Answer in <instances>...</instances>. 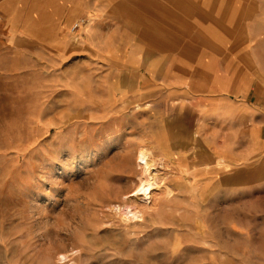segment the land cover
Wrapping results in <instances>:
<instances>
[{
	"label": "rangeland",
	"instance_id": "1",
	"mask_svg": "<svg viewBox=\"0 0 264 264\" xmlns=\"http://www.w3.org/2000/svg\"><path fill=\"white\" fill-rule=\"evenodd\" d=\"M244 1L234 13L228 0H207L204 9L221 8L223 20L256 12L264 20V0ZM26 4L0 0V264H264V191L228 186L249 166L211 175L217 186L196 170L213 151L232 153L233 143L241 156L252 123H234L235 111L231 123L217 122L198 118L190 102L167 103L173 78L219 81L214 61L193 70L180 68L193 60L179 59L165 69L171 55L152 59L147 44L134 63L128 50L99 58L92 50H115L121 29L131 31L117 15L94 32L69 27L47 52L28 34L35 43L11 49ZM247 104L264 115L255 94ZM144 146L153 161L148 196L135 194Z\"/></svg>",
	"mask_w": 264,
	"mask_h": 264
},
{
	"label": "crops",
	"instance_id": "2",
	"mask_svg": "<svg viewBox=\"0 0 264 264\" xmlns=\"http://www.w3.org/2000/svg\"><path fill=\"white\" fill-rule=\"evenodd\" d=\"M113 1L28 0L26 12L24 10L26 15L18 30L22 36L11 37L13 41L8 40L7 43L11 49L16 45H21V48L25 49L36 41L23 35H36L38 46H42L47 52L48 45L59 46L63 42L60 34H63L64 38L69 37V27L72 28L75 23L83 20L81 26L94 32L98 21L107 22L110 21V16H115L120 22L131 26V31L126 27L121 29L120 44L115 50L90 49L99 58L109 60L121 57V52L128 50L127 60L134 63L142 45L147 44L148 50L154 54L152 59L171 55L172 64H166L165 69L173 68L174 61L179 59L193 60L191 64L185 61L180 63V68L187 67L193 70L200 64L198 61L213 60L219 81L214 79L212 83L201 86L193 83L190 78H173L171 90H166L167 103H174L175 106L178 104L176 102H190L195 105L198 118L212 117L217 122L228 119L231 123L235 111L237 118H234V123L242 119L251 122L252 126L248 128V135L253 137L250 139L251 146L248 148L247 142L239 143L242 148L246 145L241 156L234 154L238 151V143H233L235 150L232 149V153L229 152L227 155L225 151H213L218 156L213 155L212 162L208 164L198 162L195 169L202 171L204 175L207 173L208 179L213 182L212 186H215L217 182L210 179L211 175L213 177L216 173L222 175L228 171H236L239 166L247 165L249 166L247 172L250 174L246 173L242 180L240 177L233 179L228 186L249 187L263 192L264 115L258 106L256 111L247 102L254 94L258 100H264V62H261L264 61V20L257 19V12L241 20H238L236 15L227 16V19L223 20L221 8L218 10L216 6L212 12L204 9L208 7L207 0H115V11L112 12L117 15L116 17L107 8ZM228 1L229 12L234 13L236 6H243V3L237 4L244 0ZM79 3H83L84 6L78 5ZM34 11H37V18L32 21L31 13ZM80 13L84 15L72 24L73 19ZM52 17L54 18L51 20ZM101 36L103 37V34ZM93 39L90 43H94ZM17 53L21 59L30 57L25 52ZM153 69L150 67V74H155L151 71ZM236 97L243 98L245 102L235 101ZM188 169L193 168L189 166ZM206 180L201 181L210 182Z\"/></svg>",
	"mask_w": 264,
	"mask_h": 264
},
{
	"label": "bare ground",
	"instance_id": "3",
	"mask_svg": "<svg viewBox=\"0 0 264 264\" xmlns=\"http://www.w3.org/2000/svg\"><path fill=\"white\" fill-rule=\"evenodd\" d=\"M151 151L147 147H142L138 153V160L143 166L144 173L140 177V182L137 186L136 195L143 194L148 196L149 193H152L154 187V178L150 177L149 169L153 165V161L151 159ZM158 180V179H157ZM146 198V197H145Z\"/></svg>",
	"mask_w": 264,
	"mask_h": 264
},
{
	"label": "built area",
	"instance_id": "4",
	"mask_svg": "<svg viewBox=\"0 0 264 264\" xmlns=\"http://www.w3.org/2000/svg\"><path fill=\"white\" fill-rule=\"evenodd\" d=\"M83 22H84V21L81 20V21L75 23V24H74V27H73V30H74V31H77V30L80 28V26L82 25Z\"/></svg>",
	"mask_w": 264,
	"mask_h": 264
}]
</instances>
